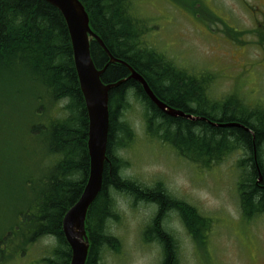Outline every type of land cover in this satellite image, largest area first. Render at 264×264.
<instances>
[{
	"label": "trees",
	"instance_id": "16d2710c",
	"mask_svg": "<svg viewBox=\"0 0 264 264\" xmlns=\"http://www.w3.org/2000/svg\"><path fill=\"white\" fill-rule=\"evenodd\" d=\"M93 31L102 39L112 56L124 61L150 85L155 95L168 106L203 118L192 121L173 118L160 111L147 97L143 87L128 81L130 70L122 64H110V57L97 42L91 53L105 84L127 80L110 92V128L103 188L91 206L86 229L91 242L87 264H103L108 251L120 252L121 242L110 232V222L119 221L116 196L134 203H156L155 218L147 226L146 242L158 241L164 252L162 264H178L177 243L165 230L169 212L177 211L191 237L201 248L206 244L212 220L198 210L176 200L162 184L154 188L123 177L126 162L122 152L136 139L127 119L132 100L145 110L147 136L173 149L180 157L203 169H210L245 147L250 158L240 160L237 168L246 171L236 192L247 221L264 213V163L260 157L263 180L251 158L252 135L258 147L264 141V107H252L236 95L214 100L209 93L213 77L198 79L181 69L164 53L149 44L148 24L132 8L133 0H81ZM262 44L264 43L261 38ZM209 75V76H208ZM23 109L19 122L16 107ZM3 111V112H2ZM236 124L234 127L219 125ZM0 147L4 173L7 167L5 146L14 135L18 141L41 145L37 154L47 160L41 191L32 204L18 211L8 208L15 175L3 178L0 194V248L17 233L25 234L13 254L25 251L42 239L55 240L51 256L43 264H70L72 251L63 233L67 212L80 200L90 176L88 150L89 117L81 92L69 29L61 12L43 0H0ZM22 138V139H21ZM36 139L41 141L36 142ZM252 164L247 170V165ZM28 174H20L26 177ZM22 191V190H21ZM30 196L21 194L19 200ZM13 202V201H12ZM195 221L202 227L197 229ZM152 234V235H151ZM205 249V248H204Z\"/></svg>",
	"mask_w": 264,
	"mask_h": 264
},
{
	"label": "rangeland",
	"instance_id": "374dc122",
	"mask_svg": "<svg viewBox=\"0 0 264 264\" xmlns=\"http://www.w3.org/2000/svg\"><path fill=\"white\" fill-rule=\"evenodd\" d=\"M256 4L255 0H134L132 8L148 24L150 45L194 77L206 78L205 72L213 77L208 90L212 99L236 95L252 107L256 103L264 107V52L255 45L253 33L258 29L253 23L256 14L262 16L256 17L259 23L264 12ZM22 113L20 106L12 113L17 122ZM144 114L143 105L132 100L127 119L136 139L122 152L127 165L123 177L148 188L162 184L176 200L192 205L213 222L201 248L187 232L179 213L169 212L164 227L177 243L178 264H264V214L252 223L241 217L236 188L246 170L237 168L240 157L229 156L210 169L192 165L147 136ZM29 141H18V135H14L5 146L10 149L5 170L8 174L3 171L0 154V194L3 178L15 175L19 180L11 189L8 208L14 206L18 211L32 204L35 193L41 191V178L46 176L47 160L36 152L42 151L41 145ZM0 147H4L1 134ZM20 174L28 176L22 178ZM22 193L30 199L19 200ZM116 197L121 216L109 224L121 248L120 252L108 251L103 264H162V245L145 241V230L157 208L151 203H134L126 196ZM195 225L197 229L202 227L196 221ZM24 235L17 233L6 240V249L0 248V264H43V259L51 256L56 243L47 238L13 254Z\"/></svg>",
	"mask_w": 264,
	"mask_h": 264
},
{
	"label": "water",
	"instance_id": "95a60500",
	"mask_svg": "<svg viewBox=\"0 0 264 264\" xmlns=\"http://www.w3.org/2000/svg\"><path fill=\"white\" fill-rule=\"evenodd\" d=\"M43 1L58 9L66 20L73 46L74 62L89 117L90 176L80 200L67 212L63 221V233L72 250L70 264H87L90 240L87 236L86 220L91 206L102 191L105 164L108 161L110 92L127 80H132L143 87L149 99L166 115L192 121L204 119L168 107L156 97L147 81L139 73L124 61L114 58L103 41L93 32L89 15L80 0ZM94 41L98 42L108 54L111 59L110 64H122L130 70L127 80L109 85L102 82L106 68L99 70L94 63L91 54V44ZM219 126L229 128L238 125L220 124Z\"/></svg>",
	"mask_w": 264,
	"mask_h": 264
},
{
	"label": "flooded vegetation",
	"instance_id": "af4514ba",
	"mask_svg": "<svg viewBox=\"0 0 264 264\" xmlns=\"http://www.w3.org/2000/svg\"><path fill=\"white\" fill-rule=\"evenodd\" d=\"M257 1V8H260L261 10H263L264 12V2L263 0H256ZM262 4V5H261ZM257 12V10H256ZM262 17L261 15H258L256 14V17ZM255 17V20L253 21L254 25H255V28H258V29H255V33H256V38H257V41H258V37H259V33L262 35L263 37V40H264V16H263V21L259 22L257 21ZM258 103H256L257 105ZM250 105V104H249ZM260 105V104H258ZM262 106V104H261ZM255 107V106H254ZM251 135H252V152H250V155H251V158L254 160V167L256 168V171L258 172V176L260 177H263V170L261 169V162H260V155H261V158H263L262 160H264V141L261 142L260 146L258 147L257 143H256V135L254 132H251ZM247 149L245 147H241L240 149H238L237 151V154H233L232 156H239L240 159L239 160H248L250 158L249 156V153H247ZM251 163L247 165V170L251 167ZM263 165V168H264V163H262ZM243 170H246V169H243ZM248 171H251L252 173V170H248ZM263 180V178H262ZM261 180V182H262ZM146 204V203H144ZM153 206H155L158 210V206L156 205V203H151Z\"/></svg>",
	"mask_w": 264,
	"mask_h": 264
},
{
	"label": "bare ground",
	"instance_id": "6f19581e",
	"mask_svg": "<svg viewBox=\"0 0 264 264\" xmlns=\"http://www.w3.org/2000/svg\"><path fill=\"white\" fill-rule=\"evenodd\" d=\"M105 68L107 69V67H105ZM105 68H104V69H105ZM79 83H80V82H79ZM80 88H81V87H80ZM81 92H82V90H81ZM82 94H83V93H82ZM88 150H89V149H88ZM70 263H71V262H70Z\"/></svg>",
	"mask_w": 264,
	"mask_h": 264
}]
</instances>
